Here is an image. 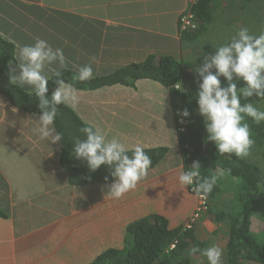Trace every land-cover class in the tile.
<instances>
[{
    "label": "crops",
    "instance_id": "obj_1",
    "mask_svg": "<svg viewBox=\"0 0 264 264\" xmlns=\"http://www.w3.org/2000/svg\"><path fill=\"white\" fill-rule=\"evenodd\" d=\"M194 3L0 0V35L15 46L14 68L19 47L40 38L63 50L64 70L91 63L92 79L151 57H170L193 71L201 35L189 42L183 32ZM74 87L79 101L68 107L84 123L102 127L109 138L119 134L129 147L140 143L167 152L135 189L112 198L111 182H72L62 163L63 141L47 143L32 133L41 113L15 105L0 91V264H91L106 250L124 247L132 222L157 213L172 228L185 226L201 203L190 186L179 183L187 165L170 87L152 78L137 79L134 86ZM206 215L201 212L195 225L201 235Z\"/></svg>",
    "mask_w": 264,
    "mask_h": 264
},
{
    "label": "trees",
    "instance_id": "obj_2",
    "mask_svg": "<svg viewBox=\"0 0 264 264\" xmlns=\"http://www.w3.org/2000/svg\"><path fill=\"white\" fill-rule=\"evenodd\" d=\"M218 1L197 0L192 5L191 12L198 27L186 29L183 32L185 40L195 42L207 30V25L213 21ZM14 56V44L0 35V91L10 97L15 105L30 112H40L37 107L38 99L34 93H28L10 83L8 65ZM74 74V71L62 70V78L81 89H95L116 83L134 86L135 81L140 78H152L170 87L175 111L178 113L188 108L191 114L187 118L186 132L179 133L186 165L190 159L199 160L203 164L209 163L211 164L209 168L200 169L202 177L215 175L213 171L216 168L224 170L236 185L234 204L228 209L215 210L211 200L220 196L223 191L218 178L212 192L207 195L208 207L205 211L215 222H226L229 225L230 232L225 247L227 264H264V241H260L252 232L253 215L258 209L260 193L264 187V173L258 165L245 158H237L234 154H220L215 145L207 140L203 117L199 115L196 101L198 77L194 71L185 70L182 63L170 57L160 59L151 57L144 63H134L110 75L83 82L74 81L72 79ZM177 85L180 87L176 88ZM55 87L56 84L49 81V96ZM251 99L254 103L264 98L252 97ZM245 122L250 126L253 140L259 145L264 144V121L256 124L250 118H246ZM55 125L63 134L62 163L69 171L72 182L79 185L90 182H112L113 178L106 166L101 165L98 170L92 172L88 169L86 161L77 160L72 155L74 138L84 139L80 129L88 124L84 123L70 107L60 105ZM145 150L152 158L150 168L154 167L167 152L165 147ZM105 177H108L107 181ZM198 232L195 226L190 229L185 226L172 228L166 217L157 213L151 214L128 226L123 248H110L91 264H176L183 261L186 255H192L190 249L193 246L201 250L207 247L208 240ZM172 245H174L173 248H171ZM186 260L185 258L184 262Z\"/></svg>",
    "mask_w": 264,
    "mask_h": 264
},
{
    "label": "clouds",
    "instance_id": "obj_3",
    "mask_svg": "<svg viewBox=\"0 0 264 264\" xmlns=\"http://www.w3.org/2000/svg\"><path fill=\"white\" fill-rule=\"evenodd\" d=\"M19 59L15 68L13 62L9 61L8 75L10 83L34 93L38 99L37 107L41 114L35 119L36 126L32 128V133L40 141L57 144L63 139V134L55 129L59 106L75 107L79 101L78 90L62 78V70L68 67L64 52L37 38L33 44L19 47ZM52 65L57 67L52 68ZM193 71L198 77L196 101L199 115L203 117L207 140L215 145L220 154L247 158L255 141L249 124L245 122L246 118L256 124L264 121V110L251 99L264 98V31L255 35L247 27L241 26L227 43L216 48L214 53L204 55L202 65ZM93 77V67L89 63L79 66L72 79L83 82ZM49 81L56 84L50 96ZM238 81L243 83L238 84ZM242 100L246 102L242 103ZM178 115L183 122L191 114L188 108H184ZM80 131L85 138H74L72 155L77 160L86 161L92 172L101 165L110 170L113 179L108 185L107 195L119 199L147 177L152 158L145 146L136 143L129 147L119 134L109 138L105 130L95 124L82 127ZM201 168L199 161H194L186 171L181 172L178 179L185 187L195 184L197 194L207 196L218 177L226 173L217 170L211 177H202ZM190 253H200L207 258L208 264H223L224 249L218 244L203 250L193 246Z\"/></svg>",
    "mask_w": 264,
    "mask_h": 264
},
{
    "label": "rangeland",
    "instance_id": "obj_4",
    "mask_svg": "<svg viewBox=\"0 0 264 264\" xmlns=\"http://www.w3.org/2000/svg\"><path fill=\"white\" fill-rule=\"evenodd\" d=\"M241 26L247 27L255 35L264 31V0H219L212 23L208 25V29L201 34L199 40L194 44L193 59L195 66L202 65L203 56L214 53L216 48L227 43ZM254 103L261 110H264V99ZM245 159L258 165L264 173V144L259 145L255 142L250 155ZM199 163L201 167L209 168L211 166L209 163L203 164L201 161ZM217 170L219 169L215 168L213 173L216 174ZM218 178L223 191L220 196L212 199L211 203L215 210L228 209L235 202L236 185L227 174ZM207 218L209 222L207 226H204L203 233V237L208 240L207 247L213 244L222 247L224 249L223 264H227L225 247L230 232L229 225L226 222L218 223L209 217ZM252 232L260 241H264V187L260 193L258 209L253 215ZM185 258L187 260L184 262ZM185 258L176 264H208L207 258L201 254L186 255Z\"/></svg>",
    "mask_w": 264,
    "mask_h": 264
},
{
    "label": "built area",
    "instance_id": "obj_5",
    "mask_svg": "<svg viewBox=\"0 0 264 264\" xmlns=\"http://www.w3.org/2000/svg\"><path fill=\"white\" fill-rule=\"evenodd\" d=\"M194 2H196L197 0H193ZM184 23H185V27L186 28H191V29H196L198 27V24L194 21V17L193 14H189L184 18ZM180 87L179 85L176 86V88ZM187 124H188V119L185 118L183 120V122H181V117H178V130L179 133H184L187 130ZM189 157L190 154H189ZM194 161H199V160H194V159H190V161L188 162L187 166H186V170L188 167H190L192 165V163ZM191 191L196 193L195 190V184L190 186ZM200 199H201V203L197 209V211L194 212V214L188 219L185 227L190 229L193 228L197 221L199 220L200 216H201V212L206 211L207 207H208V196H203V195H199ZM174 245L171 246V248H173Z\"/></svg>",
    "mask_w": 264,
    "mask_h": 264
}]
</instances>
